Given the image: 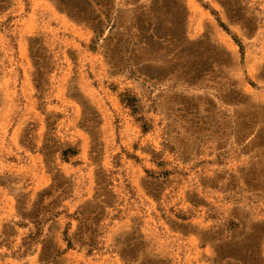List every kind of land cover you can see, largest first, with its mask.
Wrapping results in <instances>:
<instances>
[{"label":"rangeland","instance_id":"rangeland-1","mask_svg":"<svg viewBox=\"0 0 264 264\" xmlns=\"http://www.w3.org/2000/svg\"><path fill=\"white\" fill-rule=\"evenodd\" d=\"M243 1L259 20L253 37L229 23L218 0H185L186 36L227 50L233 65L223 67L224 75L264 112V0ZM33 39L45 44L54 64L43 97L34 84ZM93 40L53 0H14L0 16V264H42L41 246L24 243L35 229L19 210H32L56 170L73 187L60 216L42 228L50 257L54 242L62 252L53 264H216V245L241 243L264 224V149L230 137L223 117L232 109L214 90L175 79L148 86L116 74ZM128 94L138 100L136 114L123 103ZM184 96L202 100L199 118L194 105L189 114ZM212 100L219 116L208 113ZM50 133L58 150L47 164L42 146ZM68 148L79 154L65 162L61 152ZM97 173L109 176L117 196L102 245L91 254L68 250L64 233L75 231L72 216L93 199Z\"/></svg>","mask_w":264,"mask_h":264},{"label":"trees","instance_id":"trees-1","mask_svg":"<svg viewBox=\"0 0 264 264\" xmlns=\"http://www.w3.org/2000/svg\"><path fill=\"white\" fill-rule=\"evenodd\" d=\"M60 13L66 14L73 22L89 28L94 34L93 44H102L104 57L111 71L119 75L128 74L131 78L146 85H157L172 80L181 81L188 88L207 86L218 93V98L232 110L223 117L230 137L238 145H248L264 149V112L251 106L250 98L239 89L237 83L224 75L223 67H232L233 59L225 49L206 42H191L186 36L187 7L185 0H53ZM230 24L239 26L243 34L250 38L258 31L259 20L250 14L249 4L243 0H218ZM14 7V0H0V16ZM220 26L229 33V28L221 20ZM245 55L242 44L233 38ZM35 68L34 84L40 97L47 94L49 72L53 68L52 57L45 44L39 39L29 43ZM229 67V68H230ZM264 79V69L261 73ZM191 101L195 108L194 118H199L201 99L183 97ZM134 114L137 113L138 100L128 94L123 100ZM190 104V105H189ZM208 113L219 116L218 106L212 100ZM89 132H94L92 119L84 121ZM51 128V125H48ZM93 147L92 157L96 155ZM58 144L54 133H50L42 146V154L48 163L57 153ZM79 154L77 149L68 148L61 152L62 160L68 162ZM53 175L52 186L39 194L36 204L21 217L34 226L24 243L41 246L40 262L53 264L62 252L54 242V254L50 257L48 241L43 238V226L60 216L61 205L72 194V182L59 170ZM258 184L257 180H251ZM247 186L252 185L250 182ZM257 188L258 186H253ZM117 204L110 178L97 173L96 190L93 199L83 204L72 216L76 222L75 231L64 233L68 250L77 248L88 254L99 251L104 232L107 211ZM9 227L5 226L3 235ZM233 228L237 225L233 224ZM264 224H255L251 233L241 243H223L215 246L216 264H264ZM124 260L134 258L121 253ZM163 264H168L163 261Z\"/></svg>","mask_w":264,"mask_h":264}]
</instances>
